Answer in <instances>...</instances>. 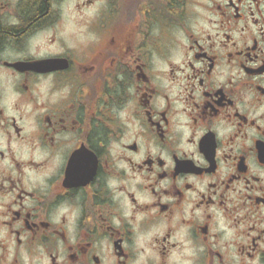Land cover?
I'll return each instance as SVG.
<instances>
[{
	"label": "flooded vegetation",
	"instance_id": "1",
	"mask_svg": "<svg viewBox=\"0 0 264 264\" xmlns=\"http://www.w3.org/2000/svg\"><path fill=\"white\" fill-rule=\"evenodd\" d=\"M197 2L0 0V82L11 89L7 101L23 113L6 117L0 106V127L18 141L26 128H35L20 151L34 156L39 149L45 157L23 161L9 152V168L0 152V200L10 199L9 219L0 222L8 229L0 239V264L12 242L36 256L42 248L47 264H136L143 253H151L147 264H168L184 229L205 248L198 264H234L232 249L213 231L218 209L237 229L232 246L240 264H264V0L204 5L218 30L202 37L188 32L192 75L185 80L195 84L184 97L191 110L176 111L166 81L175 82L184 69L167 59L170 33L187 30ZM50 30L56 35H46ZM154 57L167 62L166 73L157 71ZM237 69L219 87L206 83L218 71ZM245 96L252 97L248 106ZM158 98L165 101L160 111ZM123 110L128 115L121 120L116 113ZM183 114L193 128L204 129L198 139H182L174 130ZM113 143L122 149L115 157ZM57 152L61 169L46 189L30 190L26 169L44 171L51 159L46 154ZM64 202L80 208L72 233L66 217L52 223V212ZM128 205L133 214L124 219L120 213Z\"/></svg>",
	"mask_w": 264,
	"mask_h": 264
},
{
	"label": "clouds",
	"instance_id": "2",
	"mask_svg": "<svg viewBox=\"0 0 264 264\" xmlns=\"http://www.w3.org/2000/svg\"><path fill=\"white\" fill-rule=\"evenodd\" d=\"M204 5H207L208 7H211L210 0H198L197 3H194L192 5V10L195 14H197L192 21L189 22L187 26V30L182 27L175 28L171 33V42L168 46V61H171V63L179 65L181 68L184 69L183 73L178 74V79L175 82L172 81H166V84L170 85L171 92L170 95L173 98V106L176 111H179L183 108L190 109V105L184 103V97L186 96V88L188 87L189 83L195 84V81H187L185 80L186 76H191L192 71H190L187 68V63L189 60H191V54L188 53L187 49L188 46L191 44V41L188 39V32H192L193 34H196L198 36H203L205 34H214L218 29L216 28L215 24H209V20H216V17L212 15L210 12L206 10ZM13 23H18V21H13ZM81 31H86V25L81 28ZM239 30H237L238 32ZM154 33L159 34L158 29H154ZM49 37H52L56 35V33L52 30L48 31L46 33ZM65 35V32H61L60 36L63 37ZM35 40L33 39L31 41L32 44H35ZM54 48H56V45H53ZM69 47H72L71 44H69ZM217 47H219V44L217 43ZM62 50V49H58ZM154 62L156 64L157 71H162L164 73L167 72V62L160 60L159 58L154 57ZM196 68H202V65L196 64ZM238 75V69L234 72L225 73V75H220L219 71L217 74L214 75L211 81H208L206 83H209L210 85H214L216 87H219L225 80L226 77L229 76H237ZM15 79V78H14ZM160 77L157 76V80H159ZM49 80H51V77H49ZM11 91L8 84L6 82H0V96L4 97V102L2 105L5 110V116L11 117V116H17L23 113H18L17 110L13 107L11 103L7 101L8 93ZM70 92V87L65 86L64 87V93L67 95ZM201 89L196 88L195 95L197 98V102H200L202 97L200 96ZM18 94L13 93V99H17ZM55 98H53L54 102ZM252 101L251 96H245L244 97V105L248 106ZM41 102H43L41 100ZM158 111L163 110L165 107V101L163 98H158V104L155 105ZM31 110V105L28 106V111ZM259 113H264V106H261L259 109ZM256 113V114H259ZM117 117L121 120H124L128 113L126 110L119 111L116 113ZM177 117L173 116L174 125L176 122ZM179 126L175 127V131H179L181 133L182 139H187L189 136H192L196 139L199 138V136L203 133L204 129L201 128L199 130L195 129L191 125V121L188 118L187 114H183L179 117ZM5 122L0 121V125H3ZM137 126L139 125V122H136ZM142 130V129H141ZM7 132H10V129H4L3 127H0V152L5 153V159L3 160V164L7 167H11V164L9 160L7 159V155L9 152L14 154L17 159L27 161L29 159H35L37 162H40L45 159L44 156H41L39 154V149H37V153L33 156L29 151H20L21 144H27L28 142V133L31 131H35V128H26L24 133V140H16L15 138L10 139L9 136L6 134ZM128 140L123 141V143H128ZM187 147V146H186ZM111 154L113 157H115L118 152L122 151L120 149V145L117 143H113L110 147ZM190 151H195V144L191 145ZM46 156H50V166L47 167L44 171L38 172L33 170L27 171V179L26 182L29 183L30 190H44L47 188V181L52 177V175L55 172H58L63 164V156L60 152H57L55 154L48 153ZM143 158V153L140 156L136 157L137 162ZM167 158V156H166ZM197 160L201 165H205V162L202 158H200L197 155ZM170 162V161H169ZM120 167H126L125 165L121 164ZM167 187V183L164 185ZM108 187L115 190L116 188V182L109 180L108 181ZM199 190L201 192L206 190V186L201 184L198 185ZM129 190H135L134 188H131ZM122 195V194H121ZM190 196L193 198L195 197L194 193H190ZM29 206H33V202L29 201L27 202ZM125 203L127 204V201L125 200ZM10 204V199L5 198L3 200H0V222L9 219L8 214V205ZM132 206L128 205L126 208H124L121 211V215L124 219H127L129 216H131ZM80 214V208L76 205H73L68 202L62 203L57 210L52 212V223L54 225H60L62 223L61 218L66 217L67 218V228L70 233L75 231L76 228V221ZM199 216V213L196 214ZM216 215L218 217V223L214 227L213 231L217 233L220 237L219 243L224 245L226 249L231 248L232 249V260L234 264H240V257L235 255V249L232 246V241L237 239V229L232 227V221L228 219L223 214V210H216ZM186 219H189L190 217H185ZM139 219V217H138ZM115 222L119 224L120 220L119 218L115 219ZM184 232V239H181L178 242V247L174 249L168 258V264H198L199 257L202 253L205 252V248L200 245H195L191 239L187 238V229L183 230ZM8 229L6 227H0V239H4L7 237ZM162 234V233H161ZM139 247L143 248L144 245L141 244ZM36 251L39 252V256L34 255L32 251H30L27 248L17 249L14 245V242H12L9 245L8 253H7V259L5 261V264H12L13 259L18 258L20 261V264H40V259L43 257V264H47V258L44 257V250L37 249ZM151 258V253H143L140 254L139 260L136 262V264H147L148 260ZM60 260L61 262L64 261V255L62 253V246H61V253H60Z\"/></svg>",
	"mask_w": 264,
	"mask_h": 264
}]
</instances>
